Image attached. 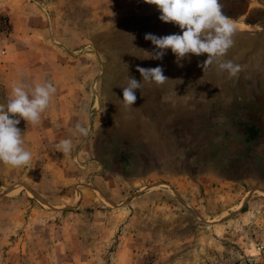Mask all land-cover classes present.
Wrapping results in <instances>:
<instances>
[{
	"label": "rangeland",
	"instance_id": "374dc122",
	"mask_svg": "<svg viewBox=\"0 0 264 264\" xmlns=\"http://www.w3.org/2000/svg\"><path fill=\"white\" fill-rule=\"evenodd\" d=\"M219 2L233 45L203 72L149 58L146 33L182 32L144 0H0V104L56 88L17 125L29 165L0 163V264H264V0Z\"/></svg>",
	"mask_w": 264,
	"mask_h": 264
},
{
	"label": "clouds",
	"instance_id": "9594fccd",
	"mask_svg": "<svg viewBox=\"0 0 264 264\" xmlns=\"http://www.w3.org/2000/svg\"><path fill=\"white\" fill-rule=\"evenodd\" d=\"M144 2L157 7L162 22L172 23L182 32L166 36L146 33L144 39L151 41L155 46L149 56L151 59H162L168 49L176 56L178 64L189 54L195 56L207 54V59L198 65L204 72L216 58L225 56L233 45L235 26L230 18L224 15L219 0H144ZM218 67L229 76H235L240 71L239 65H234L231 61L219 63ZM136 71L140 73L144 82L162 85L168 80L160 66L155 68L137 66ZM140 88L141 82L133 77L128 78V85L123 88V107H133L137 100L134 90ZM55 92L56 88L51 83L37 84L30 90H26L23 84L12 87L7 104H0V163L11 168L29 165L32 153L23 147L24 141L17 125L21 119L33 126L39 124L41 114L48 107ZM76 132L84 137L89 134L88 129L80 124L76 125ZM56 148L63 154H68L72 149V142L61 140Z\"/></svg>",
	"mask_w": 264,
	"mask_h": 264
},
{
	"label": "built area",
	"instance_id": "2783aa9c",
	"mask_svg": "<svg viewBox=\"0 0 264 264\" xmlns=\"http://www.w3.org/2000/svg\"><path fill=\"white\" fill-rule=\"evenodd\" d=\"M5 25V21L0 20V26H4Z\"/></svg>",
	"mask_w": 264,
	"mask_h": 264
}]
</instances>
